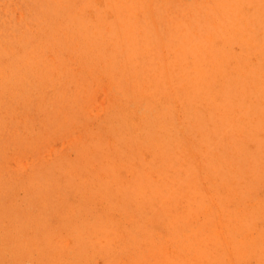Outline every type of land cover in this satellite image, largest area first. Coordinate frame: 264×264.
Masks as SVG:
<instances>
[{
    "label": "rangeland",
    "instance_id": "rangeland-1",
    "mask_svg": "<svg viewBox=\"0 0 264 264\" xmlns=\"http://www.w3.org/2000/svg\"><path fill=\"white\" fill-rule=\"evenodd\" d=\"M142 1L149 2V13L156 17L142 15ZM10 2L0 7L3 17H23L24 23L15 28L0 17V49L24 57L11 63L23 64L24 70L22 87L5 91L2 102L0 97V123L14 131L5 134L13 138V147L2 139L1 147L10 149L9 165L28 166L31 177L43 176L54 192L59 170L88 175L84 186L77 184L85 201L70 195L62 206L64 200L57 197L59 204L48 209L59 211L61 222L73 229L83 220L77 232L83 231L86 252L72 253V258L92 252L93 230L85 232L84 223L98 228L97 212L107 207L113 234L116 227L122 232L109 237L114 243L107 252L117 264H136L137 259L141 264H190L206 244L210 250L202 257L224 258L226 241L213 254L214 236L222 234L241 240L235 261L227 263L264 264L259 238L264 233V14L262 22L246 19L250 12L264 13V0ZM160 13L168 18H159ZM195 31L200 38L210 37L211 44L221 42L217 36L231 41L224 44L231 48V60L210 51L207 86L217 91L210 96V115L195 116L180 101L185 88L209 80L204 70L184 77L182 63L200 66L193 54L175 60L176 42L192 43ZM152 88L162 97L155 98ZM232 90L235 94L228 96ZM245 90L254 92L251 98ZM119 115L123 128H115ZM153 133L165 142L149 137ZM90 155L102 164L98 178L94 167L80 165ZM186 158L191 165L183 162ZM204 161L210 162L206 170ZM193 165L202 183L210 181L206 194L207 189L199 190L195 215L183 184ZM130 171L139 174L129 180ZM148 171L153 181L145 183L142 175ZM113 173L128 177L120 182ZM173 191L181 196L178 204H171ZM231 200L238 206L233 213ZM202 218L208 220L201 223ZM250 238L255 240L244 246Z\"/></svg>",
    "mask_w": 264,
    "mask_h": 264
},
{
    "label": "bare ground",
    "instance_id": "bare-ground-1",
    "mask_svg": "<svg viewBox=\"0 0 264 264\" xmlns=\"http://www.w3.org/2000/svg\"><path fill=\"white\" fill-rule=\"evenodd\" d=\"M139 1L141 0H136L137 3H139ZM9 3H11L10 0H0V7L3 5L7 7ZM141 4L142 7L139 8L141 11L146 8V11H143L142 15L156 17V15L149 13V8L151 7L149 2L142 1ZM262 7H264V2L262 3ZM263 14L264 13L260 11H253L246 16V19H254L262 22ZM0 17H2L4 21L8 20L7 18L3 17L1 8ZM165 17L168 18L167 15L160 13L159 18ZM7 22L13 23V26L15 28H19L24 23V19L23 17H20L15 20L9 19ZM197 33L199 32L195 31L194 33H192V35H190L193 37L192 43H183L182 36L178 35L177 37L182 39H179L176 42L177 45H174L175 60L182 61V58L184 56H187L189 53L196 56L197 60H199L198 65L200 66H197V69L196 66H192L190 63L188 66H185L182 63L181 71L183 72L184 77H188V75H191L192 73H199L202 70H204V72L209 77V80L206 77L204 79L205 86L195 85L191 86L188 89L185 88L182 92L179 91L181 94L180 101L183 104L184 110L188 111L191 108L189 112H194L195 116L196 114H200V112L201 114L207 112L208 115H210V105L213 104L210 102V96L212 95L214 97V95L217 94V91H210V87L207 86L208 83H210V51L220 53L223 57L227 55V58L230 60L232 55L231 48H224V44L226 42L231 43L230 40L222 41V36H217L216 42L218 39L221 40V42L211 44L212 41L210 37L200 38V35H198ZM129 48H132V46L129 45ZM183 48H185L186 51L183 50ZM12 53H8L6 49L2 47L0 49L1 102L5 97V91L10 92V90H12L13 88H17V90H19L22 87L21 84L23 81L21 80L23 77L22 72L24 70V65L20 63L11 65V63L23 60L24 57L19 56V59L14 56L15 53L13 51ZM24 55L26 56V54ZM175 64L178 65V62H174V65ZM178 71L180 70L178 69ZM140 78L141 77L137 78L136 81L140 82L138 81ZM175 85L177 88V84ZM152 91L155 95V98L162 97V93H158L155 88H152ZM245 93L250 96V98L254 94V92L252 94L250 90H245ZM234 94L235 92H233V90L228 92V96ZM5 98L7 99V96ZM168 98L173 100V97ZM254 99L257 100L256 97H254ZM162 105L163 103L161 102L159 109L162 107ZM159 111L160 110H153V113L156 117L160 116ZM98 112L100 113V111ZM168 114H170L169 110ZM155 116L154 119L156 120L157 118ZM182 118L183 117L180 118V121L182 120ZM14 119H16V117H14ZM196 119L198 118L196 117ZM119 120L121 122L119 121L120 123H116L115 128L124 127V125L122 124H125V122L122 115H119ZM208 121L210 122V116L208 117ZM188 129L191 133H193V130L191 128ZM198 131L200 133L201 129H198ZM151 132H148L147 136ZM8 133L12 134L14 133V131L9 130L8 126H6V123H0V264H77L78 260L83 261L85 264H106V262L108 264L109 261H111V264L119 263V260L114 257L112 258L111 254L107 252L110 248V243L111 245H113L114 243L113 241H110L109 238L113 234V224L110 217L109 208L102 207L98 210V228L92 227L88 223H84V225L87 227L86 230H84L85 232L88 230H93L90 234L91 245L89 246L92 247V252H88L86 256H84V259L82 257L72 258V253L80 256L82 255V251L84 250L83 242H85V237L83 236V231H81L80 233L77 232V230L82 225L83 220L80 221L73 229L67 223L61 222L64 216L59 215L61 214L58 213L59 211L51 210L48 212V209L56 208V204H59L57 197L64 200L62 206L67 200V197H69L70 195H78L85 201L86 197L80 195L84 194L83 189L80 186H84L83 181L84 179H86V177H88V175H81L78 171L74 173L73 171L68 172L62 170L61 172V170H59V174L57 175L58 190L54 192L47 186L46 183L48 182L43 176H40L38 173H36L34 178L31 177L32 172L29 171L28 166L24 167V165L20 162L18 163V165H9V163H7V157L10 149H4L3 147H1V139L6 140V145H9L10 148H12L13 145L11 141L13 140V138L11 141L10 139L5 138V134ZM93 135H95V133ZM149 137L165 142L162 136L160 137L157 133H153ZM9 138H11L10 135ZM96 138L98 140V136ZM103 139L105 144V138L103 137ZM24 143H26V141ZM101 147L97 144L96 152L94 149L93 151L95 153H99ZM91 156L92 155H90L85 161H81L80 165L85 168L94 167V169L96 170L94 171V173L98 178L100 169L102 167L100 165L102 164H100L99 162L94 163L95 161H91L89 159ZM183 162L185 164L189 163V165H191V162H193V160H188L186 158L183 160ZM197 162H199V160H197ZM95 164L99 166H96ZM209 164V161H204L205 170L208 168ZM192 167L193 171H187L188 178L183 182V184L187 187L185 195L187 196L190 205L195 203V206H191L194 209L191 210V212H194L195 215V200H199V198L201 197L199 194V190L207 189V191L204 192L206 194L209 191L210 181L202 183L199 175H197V169L194 167V165ZM138 174L139 173L137 172L130 171L129 180L133 179ZM151 175L152 174L150 173V171H148L146 174H143V181L145 183L152 182L153 179ZM121 177H119L117 173H113V178H120V182H123V180H125L128 175L121 174ZM221 179L223 181H226L224 177H221ZM234 180L235 179H233V181ZM77 184L80 186H78ZM229 185L231 184L229 183ZM176 188L178 189V187ZM170 198L171 204H178L179 201H181V196L179 194H176V191H173V194ZM220 198H223V196H220ZM232 203L233 204H228L230 213L236 212L238 210V206L236 205L237 202L232 201ZM97 208H100V205H97ZM207 220V218H202L201 223ZM144 222L145 225H148L146 221ZM139 223L141 222L139 221ZM115 233L117 235L122 233L120 227H116L114 229V234ZM214 237H216V242L213 245L215 247L213 254H215L216 248L220 243L223 244L224 241H226V243L230 244L228 248L223 244L224 249H222V253L224 258L214 255L216 257L213 258L212 262L207 257H202L205 255V253L208 254L210 250V246L206 244L202 248L203 255L201 256L197 254L195 260L190 264H229V262L227 263V260L230 259L235 261L238 251L241 250V240L235 237L233 239L226 238L223 234L222 236ZM259 238L260 241H264V233L262 235H259ZM78 239H80V241H78ZM254 240L255 238H250V241H246L244 243V246H247L248 242H253ZM127 245H129V243ZM116 246L117 245H115L114 247ZM226 250H228V252H226ZM70 258L74 259L75 262L71 263ZM136 258L137 257H133L132 259ZM141 262L142 260L140 259L134 261V263L136 264H141ZM240 262L241 261H239L238 263Z\"/></svg>",
    "mask_w": 264,
    "mask_h": 264
}]
</instances>
